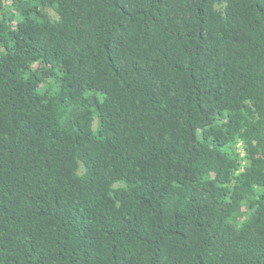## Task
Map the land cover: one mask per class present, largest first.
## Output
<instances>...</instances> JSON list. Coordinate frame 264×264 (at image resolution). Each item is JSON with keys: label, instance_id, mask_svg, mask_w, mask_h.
<instances>
[{"label": "trees", "instance_id": "16d2710c", "mask_svg": "<svg viewBox=\"0 0 264 264\" xmlns=\"http://www.w3.org/2000/svg\"><path fill=\"white\" fill-rule=\"evenodd\" d=\"M0 264H264V0H0Z\"/></svg>", "mask_w": 264, "mask_h": 264}, {"label": "rangeland", "instance_id": "374dc122", "mask_svg": "<svg viewBox=\"0 0 264 264\" xmlns=\"http://www.w3.org/2000/svg\"><path fill=\"white\" fill-rule=\"evenodd\" d=\"M49 12H50V14H51L52 17H56L57 16L53 10H50ZM239 148H240L239 149V152L242 153L243 150L241 149V147H239Z\"/></svg>", "mask_w": 264, "mask_h": 264}]
</instances>
